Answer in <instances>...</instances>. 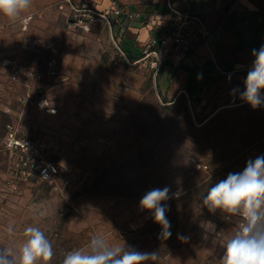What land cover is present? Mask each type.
<instances>
[{
	"label": "rangeland",
	"instance_id": "1",
	"mask_svg": "<svg viewBox=\"0 0 264 264\" xmlns=\"http://www.w3.org/2000/svg\"><path fill=\"white\" fill-rule=\"evenodd\" d=\"M28 14L33 19L23 31L19 22ZM52 16L51 8L25 11L15 21L0 15V249H18L31 225L52 243L50 264H62L97 234L156 252L149 264H218L238 225L202 207V196L264 155L263 110L225 109L206 121L215 104L193 107L184 96L169 102L158 91L161 73L113 65L109 31L92 43ZM14 66L18 81L10 78ZM28 68L42 74L27 82L30 92L22 75ZM7 124L44 144L39 155L64 166L68 182L14 177L3 147ZM164 187L167 239L139 207L146 192Z\"/></svg>",
	"mask_w": 264,
	"mask_h": 264
},
{
	"label": "crops",
	"instance_id": "2",
	"mask_svg": "<svg viewBox=\"0 0 264 264\" xmlns=\"http://www.w3.org/2000/svg\"><path fill=\"white\" fill-rule=\"evenodd\" d=\"M114 1L138 14L137 18L126 19L122 27L113 26V32L120 33V45L130 59L138 57L142 44L158 34L148 25L150 20L162 32L170 26L168 0H71L74 5L98 10ZM171 1L182 11L202 14L210 38L209 44L196 43L177 63L167 62L161 66L156 74L161 73L164 88L161 90L157 84L159 93L169 102L184 96L197 108L215 104L208 111L206 121L225 109L251 108L233 90L243 91L244 79L254 60L252 50L264 45V0ZM58 2L60 0H32L26 12L51 8L52 17L59 18L63 24L64 14L56 8ZM42 14L49 18L46 12ZM81 31L92 43L108 37V29L103 26ZM260 108L264 112V106Z\"/></svg>",
	"mask_w": 264,
	"mask_h": 264
},
{
	"label": "clouds",
	"instance_id": "3",
	"mask_svg": "<svg viewBox=\"0 0 264 264\" xmlns=\"http://www.w3.org/2000/svg\"><path fill=\"white\" fill-rule=\"evenodd\" d=\"M32 5V0H0V15L15 21ZM254 57L244 79L242 101L253 110L264 106V45L252 50ZM170 189L154 188L141 198V210L152 213L161 227L160 236L167 239L171 224L167 219ZM202 207L210 213L220 211L235 218L236 231L225 241L218 264H264V155L249 159L241 172H230L225 179L208 188L202 196ZM214 226V225H213ZM9 233L13 232L10 226ZM24 241L18 249H0V264H50L54 250L51 241L37 226L24 229ZM158 259L156 252H141L123 244H113L102 235H93L80 248L70 250L62 264H149Z\"/></svg>",
	"mask_w": 264,
	"mask_h": 264
},
{
	"label": "built area",
	"instance_id": "4",
	"mask_svg": "<svg viewBox=\"0 0 264 264\" xmlns=\"http://www.w3.org/2000/svg\"><path fill=\"white\" fill-rule=\"evenodd\" d=\"M170 26L165 31L159 30L154 21L150 20L148 25L158 32L156 36L149 37L141 46L140 55L130 59L120 45V33L113 32V26H121L124 21L138 17L137 13L129 12L119 4L112 2L107 8L98 10L92 6H77L71 0H60L57 8L64 14V26L68 31L83 30L89 31L93 27L103 26L109 31L112 40L114 54L112 64L118 65H143L151 69L155 74L165 63H177L185 57L188 50L196 43L209 44V32L206 28L204 17L200 13L185 12L180 10L171 1H167ZM32 14L20 19V27L25 31L31 20ZM29 46H25L27 49ZM49 65L52 63L49 62ZM24 86L30 92L29 80L39 81L41 73L28 68L22 73ZM21 72L17 67L10 70V78L13 81L20 79ZM26 93L24 100L29 97ZM3 147L10 156L11 172L14 177L22 181H29L32 177L41 181L54 183L62 180L67 183V172L64 166L39 155L38 151L43 150L44 144L36 143L30 138L19 137L18 130L14 125L7 124L6 133L3 139Z\"/></svg>",
	"mask_w": 264,
	"mask_h": 264
},
{
	"label": "water",
	"instance_id": "5",
	"mask_svg": "<svg viewBox=\"0 0 264 264\" xmlns=\"http://www.w3.org/2000/svg\"><path fill=\"white\" fill-rule=\"evenodd\" d=\"M188 51H190V49Z\"/></svg>",
	"mask_w": 264,
	"mask_h": 264
}]
</instances>
